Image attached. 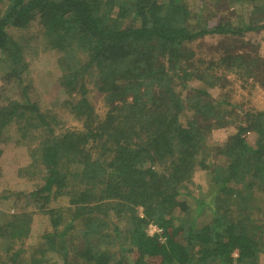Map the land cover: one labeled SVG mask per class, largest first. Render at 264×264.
Returning <instances> with one entry per match:
<instances>
[{
    "label": "trees",
    "instance_id": "16d2710c",
    "mask_svg": "<svg viewBox=\"0 0 264 264\" xmlns=\"http://www.w3.org/2000/svg\"><path fill=\"white\" fill-rule=\"evenodd\" d=\"M220 2L240 11L223 14ZM207 3L0 0V60L20 94H0V140L16 133L26 145L17 172L37 165L26 175L40 183L24 197L47 220L25 244L36 211H0V264H264V110L234 113L217 149L210 119L231 104L207 91L222 70L262 74L264 53L252 39L238 53L203 44L264 29V0ZM33 32L58 53L62 103L81 130L55 133L57 110L29 97ZM214 152L220 163L206 158Z\"/></svg>",
    "mask_w": 264,
    "mask_h": 264
},
{
    "label": "rangeland",
    "instance_id": "374dc122",
    "mask_svg": "<svg viewBox=\"0 0 264 264\" xmlns=\"http://www.w3.org/2000/svg\"><path fill=\"white\" fill-rule=\"evenodd\" d=\"M220 4L222 6L220 5L219 11L223 14L234 13L235 10L240 11L235 7V4L234 6L233 4L227 6L223 2H220ZM213 5L215 4L209 3L208 0L205 8L211 11L219 7V4L215 5L216 8ZM241 11L243 10L241 9ZM231 17L233 18L234 15L231 14ZM238 37V35H235L233 37L215 38L207 35L203 38V44L207 42L217 48L232 43V46L228 45L230 50L233 53H238L244 50L245 41L252 39L259 44V51L264 53V29ZM233 39L234 41H231ZM235 39L238 42H235ZM24 43L27 49L29 48L27 59L30 64L29 74L32 78L30 79L29 97L31 100L37 101L42 110L53 108L57 110L61 123L55 125V133L72 129L81 130V124L74 120L72 113H69L68 106H63L62 103L67 99V95L62 93L58 83L60 73L56 60L58 53L47 50L35 32L27 36ZM205 50H207L205 47L198 49L199 55L203 57L204 55H201V53ZM219 63L221 62L219 61ZM8 70L4 62L0 60V94L3 92L8 98H16L17 95L20 96L19 89L15 79L13 77V79H9ZM222 71L218 73L222 80L216 85V90L210 87L207 90L214 98H226L231 104L226 110L215 111V118L210 119V122L214 123L211 131V142L217 149L226 141L229 134L236 130L234 113L264 110V71L254 77H246L248 75L239 77L233 72L225 70L226 73H224ZM200 85L199 82H194V86ZM89 97L93 101L91 102L94 111L103 116L108 107L95 92L91 91ZM0 149V211L5 213L10 210L36 211V204L34 205V202L27 203V196L24 197V195L26 192L34 190L35 185L40 183L41 174L38 171L33 176L28 177L26 175L29 171L35 170L37 165L33 163L30 167L22 169L20 175L17 172L18 169L25 167L29 161L26 145L21 144V140L16 133H6L0 140ZM212 154L206 158H213L210 162L220 163L221 157L217 155V152H214L213 156ZM195 182L204 185V175L201 173L196 174ZM195 193L197 194L198 191L196 190ZM8 196L9 198H6ZM39 213V211L34 212L30 225L32 230L25 240V244H35L47 226V220Z\"/></svg>",
    "mask_w": 264,
    "mask_h": 264
},
{
    "label": "built area",
    "instance_id": "2783aa9c",
    "mask_svg": "<svg viewBox=\"0 0 264 264\" xmlns=\"http://www.w3.org/2000/svg\"><path fill=\"white\" fill-rule=\"evenodd\" d=\"M146 231L148 234L152 235L154 233H160L161 229L156 224L149 223Z\"/></svg>",
    "mask_w": 264,
    "mask_h": 264
}]
</instances>
